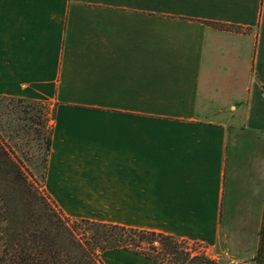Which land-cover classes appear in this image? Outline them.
Masks as SVG:
<instances>
[{"label":"crops","instance_id":"crops-1","mask_svg":"<svg viewBox=\"0 0 264 264\" xmlns=\"http://www.w3.org/2000/svg\"><path fill=\"white\" fill-rule=\"evenodd\" d=\"M0 96L53 109L66 217L264 264V0H0Z\"/></svg>","mask_w":264,"mask_h":264},{"label":"trees","instance_id":"trees-1","mask_svg":"<svg viewBox=\"0 0 264 264\" xmlns=\"http://www.w3.org/2000/svg\"><path fill=\"white\" fill-rule=\"evenodd\" d=\"M48 109L0 96V264H101L97 253L116 249L161 264H226L172 236L66 218L43 191L54 120Z\"/></svg>","mask_w":264,"mask_h":264},{"label":"rangeland","instance_id":"rangeland-1","mask_svg":"<svg viewBox=\"0 0 264 264\" xmlns=\"http://www.w3.org/2000/svg\"><path fill=\"white\" fill-rule=\"evenodd\" d=\"M47 107L49 108L48 112L49 114L51 115L52 114V111L53 109L47 105ZM17 152L19 151V149L17 148L16 150ZM44 193L47 195L46 191H45V186H44V189H43ZM48 196V195H47ZM48 198L50 199V197L48 196ZM50 201L53 203V201L50 199ZM54 204V203H53ZM55 206V204H54ZM56 207V206H55ZM56 209L58 211H60L57 207ZM61 212V211H60ZM62 213V212H61ZM63 214V213H62ZM64 215V214H63ZM65 216V215H64ZM66 217V216H65ZM68 218V217H66ZM70 219V218H68ZM71 220V219H70ZM72 221H75V220H72ZM111 225V224H110ZM222 252H229L230 254V257L229 258H224V259H221L220 262H223V263H226V264H245L247 263V261L249 260V258L251 257L252 253H251V250L249 252V249L248 248H244L242 249V251L240 253L237 252V250L233 249V247L231 246H225L223 247L221 250H214V251H209V255L208 257H210L211 259L214 258L216 255H221ZM99 256H98V259L100 260L101 264H103L102 262V259H101V254L97 253ZM242 259H244V262H238V261H241Z\"/></svg>","mask_w":264,"mask_h":264},{"label":"built area","instance_id":"built-area-1","mask_svg":"<svg viewBox=\"0 0 264 264\" xmlns=\"http://www.w3.org/2000/svg\"><path fill=\"white\" fill-rule=\"evenodd\" d=\"M199 249H200L201 252L205 253L207 256L209 255V251L206 248L200 246ZM229 257H230L229 252H222L221 255H216L212 259L215 260V261L220 262L221 259L229 258Z\"/></svg>","mask_w":264,"mask_h":264}]
</instances>
